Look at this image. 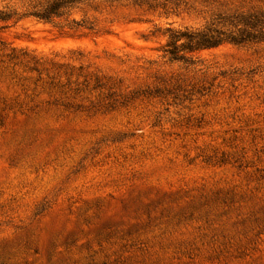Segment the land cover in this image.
<instances>
[{
    "label": "rangeland",
    "instance_id": "1",
    "mask_svg": "<svg viewBox=\"0 0 264 264\" xmlns=\"http://www.w3.org/2000/svg\"><path fill=\"white\" fill-rule=\"evenodd\" d=\"M46 1L0 0V264H264V39L162 51L264 0Z\"/></svg>",
    "mask_w": 264,
    "mask_h": 264
},
{
    "label": "trees",
    "instance_id": "2",
    "mask_svg": "<svg viewBox=\"0 0 264 264\" xmlns=\"http://www.w3.org/2000/svg\"><path fill=\"white\" fill-rule=\"evenodd\" d=\"M82 1L84 0H48L28 14L48 21L62 15L67 7ZM251 17L252 15L240 19H223L219 17L220 20L216 24L211 23L196 30L167 27L165 29L167 40L162 47L163 54L171 61L187 62L189 58L186 54L195 50L212 48L223 43L241 45L258 38L264 39L262 30H259L258 34L249 30L258 25V22L252 20ZM7 18V14L0 12V20Z\"/></svg>",
    "mask_w": 264,
    "mask_h": 264
}]
</instances>
